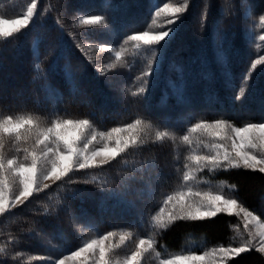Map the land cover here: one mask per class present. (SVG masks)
Returning <instances> with one entry per match:
<instances>
[{"label": "trees", "instance_id": "trees-1", "mask_svg": "<svg viewBox=\"0 0 264 264\" xmlns=\"http://www.w3.org/2000/svg\"><path fill=\"white\" fill-rule=\"evenodd\" d=\"M30 3L0 0V16L17 18ZM164 3L183 0H37L31 27L0 37V118L88 119L97 133L136 119L148 125L144 143L109 165L77 171L74 183L57 182L0 216V264L58 260L98 233L133 234L142 209L153 201V177L165 179L172 168L175 144L168 135L157 139L172 122H264V0H189L171 40L135 47L128 36L167 28L155 16ZM87 15H102L104 23L82 24ZM150 66L155 71L141 94ZM245 77L248 84L242 83ZM242 87L246 94L237 101ZM213 175L239 185L243 204L264 220V174L240 169ZM247 233L240 216L221 214L174 222L158 232L156 243L158 250L163 245L177 251L189 238L201 237L209 247H237ZM129 245L127 250L134 244ZM227 264H264V253L250 249Z\"/></svg>", "mask_w": 264, "mask_h": 264}, {"label": "snow or ice", "instance_id": "snow-or-ice-1", "mask_svg": "<svg viewBox=\"0 0 264 264\" xmlns=\"http://www.w3.org/2000/svg\"><path fill=\"white\" fill-rule=\"evenodd\" d=\"M188 7H190L189 0H183V3L177 5L164 3L163 7L157 8L155 16L167 18L166 30L155 33L137 31L128 36V40L135 42L137 48L140 47L141 42L145 46L166 44L174 37L177 22L182 20ZM37 9V0H31L26 13L18 18L6 19L0 16V37L10 38L14 34H22L26 31L31 27ZM261 19L264 20V17ZM104 20L105 17L102 15H87L81 23L95 26L101 25ZM5 25H11V27H5ZM115 57L119 61L121 52L117 51ZM260 63L261 60H257L252 65L253 68ZM154 71L155 69L150 66L149 71L144 73L145 86L138 89L139 93L146 92L149 83L147 78ZM242 83L248 84V77H245ZM245 94V89L242 87L239 94L235 96V100H242ZM135 95L136 93H133V96ZM47 125V127H41L40 119L30 115H4L0 118V216L12 214L15 209L26 205L37 194L49 189L57 182L74 183L72 177L77 171L109 165L130 147L143 144L141 134L146 133L148 129V125H142L140 119L126 124L124 128H112L108 133L95 132L93 124L88 119H49ZM197 129L204 130L221 141L212 146L215 150L214 155L192 157L197 170L200 168L244 169L264 174V122L248 123L244 127H231L226 120L217 119L212 124L206 122L195 124L192 131ZM122 133L128 135H121ZM167 135L168 133L160 132L157 134V139L162 140ZM98 136L103 147H97L94 144ZM183 139L191 143L188 136H184ZM107 141L112 143L109 144ZM192 179L194 177L190 174L183 175L184 181ZM231 190L236 198H226L224 195L209 192H193L191 189L187 193L169 195L165 204L171 203L174 210L165 216L162 209L161 215L153 217L155 225L159 229L168 230L174 222L214 219L221 214L236 216L243 214L246 226L249 219L257 220L253 211H249L243 204L239 196V185L232 183ZM114 235L115 233L109 231L97 239L87 241L82 247L76 246V250L69 251L70 255H65L63 260H41L38 264L40 262L64 264V261L75 260L77 257H83L84 261L94 258L93 264H111L108 255L119 245L106 242L110 241ZM127 235L120 234V244L125 242ZM250 236L251 238L240 246L214 248L213 252L220 256V264H226L230 259L243 255L250 249L264 253V230L259 232L258 248L253 244L255 235L250 234ZM154 243L152 239H140L135 250L124 259L123 264H140V257L153 248ZM203 259V256L193 252L171 261H163L162 264H178V262L199 264Z\"/></svg>", "mask_w": 264, "mask_h": 264}, {"label": "rangeland", "instance_id": "rangeland-1", "mask_svg": "<svg viewBox=\"0 0 264 264\" xmlns=\"http://www.w3.org/2000/svg\"><path fill=\"white\" fill-rule=\"evenodd\" d=\"M18 18V17H17ZM164 18V19H163ZM7 19V18H6ZM15 19V18H13ZM166 17L161 16L160 20H166ZM165 24V21H164ZM264 24V20H262V26ZM166 26V25H165ZM261 26V27H262ZM5 27H11V25H5ZM166 30V29H165ZM155 33V32H150ZM262 40L264 41V33L260 35ZM264 57V56H263ZM154 68L159 69V64L155 63ZM202 121L193 122L192 120H182L178 119L175 122H172L169 126L168 136L171 143H174V158L172 163V168L165 173V179H161L157 176L153 177V181L150 183L148 187V193L152 196L153 201L150 202L145 208L142 209V216L139 218V225H135V231L132 234L131 232H123L120 234H128L125 242L120 244L119 236L120 234L115 233V235L110 239V241L106 243H113L119 245V247L113 249L108 258L110 259L111 264H123L124 259L127 256H130L132 251L135 250L136 245L138 244L140 239H152L155 243L153 244V248L149 249L140 257V264L145 261V264H162L163 261H171L176 259L177 257H183L192 254L195 252L197 255L203 256V261L199 262V264H220V256L218 253L213 252L214 248H219L221 246H206L203 238H195L191 237L186 242L185 246L181 250L177 251H169L167 248L160 246L158 250V246L156 243L158 232L162 229H159L155 225V221L153 217L157 215H161V210L163 209V215H167L168 212L173 211L172 204H165L167 197L169 195L179 194L181 192L187 193L189 189L193 192H209L212 194H220L224 195L226 198H236L233 191L231 190V185L227 184L225 181H219L214 178V172L217 170L213 169H204L200 168L196 169L195 163L192 159L193 156H203V155H214L215 150L212 147L215 144L220 143L217 138L209 135L208 132L197 129L196 131H192L195 124L201 123ZM208 123V122H206ZM208 123V124H212ZM243 126H235L231 127H244ZM121 135L127 136V133H122ZM188 136L191 143L184 141L183 137ZM99 137V136H98ZM97 137V141L94 142L95 146L103 147V143L100 142V137ZM107 143L111 144V141H107ZM230 145V141L228 142ZM82 147V145H81ZM91 147V146H90ZM170 170L172 172H170ZM187 173L194 177V179L190 181H184L183 175ZM170 176V177H169ZM168 177V178H167ZM187 199V197H186ZM249 211H252L249 209ZM141 212V210H140ZM253 214L257 216V220L249 219L247 229L248 233L243 235L245 242L247 239H250V234H254L256 239L253 240V244L256 247H259V232L264 230V220L262 217L253 211ZM240 218L243 220L245 224V220L243 218V214L240 215ZM135 234V235H134ZM100 235H104L98 233L91 238H87L84 243L91 239H97ZM133 242V246L130 250H127L126 245H129V242ZM242 242V243H243ZM81 245V247L83 246ZM67 255H70L67 254ZM98 256V253H97ZM64 257L58 259L63 260ZM94 258H89L88 261H84L83 257H77L75 260H66L64 264H93ZM178 264H182V262H178ZM227 264V262H226Z\"/></svg>", "mask_w": 264, "mask_h": 264}, {"label": "clouds", "instance_id": "clouds-1", "mask_svg": "<svg viewBox=\"0 0 264 264\" xmlns=\"http://www.w3.org/2000/svg\"><path fill=\"white\" fill-rule=\"evenodd\" d=\"M40 126L41 127H47L48 125H47V123L45 121L40 120Z\"/></svg>", "mask_w": 264, "mask_h": 264}, {"label": "bare ground", "instance_id": "bare-ground-1", "mask_svg": "<svg viewBox=\"0 0 264 264\" xmlns=\"http://www.w3.org/2000/svg\"><path fill=\"white\" fill-rule=\"evenodd\" d=\"M207 242V241H206Z\"/></svg>", "mask_w": 264, "mask_h": 264}]
</instances>
